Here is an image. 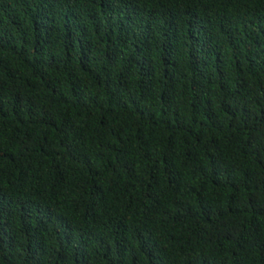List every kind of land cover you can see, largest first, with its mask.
I'll return each mask as SVG.
<instances>
[{
	"label": "trees",
	"instance_id": "trees-1",
	"mask_svg": "<svg viewBox=\"0 0 264 264\" xmlns=\"http://www.w3.org/2000/svg\"><path fill=\"white\" fill-rule=\"evenodd\" d=\"M0 264H264V0H0Z\"/></svg>",
	"mask_w": 264,
	"mask_h": 264
}]
</instances>
